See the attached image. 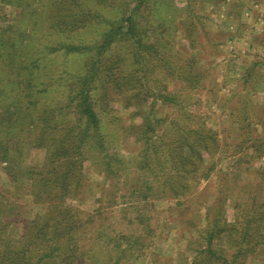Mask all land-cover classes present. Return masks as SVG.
Returning a JSON list of instances; mask_svg holds the SVG:
<instances>
[{
	"label": "rangeland",
	"instance_id": "374dc122",
	"mask_svg": "<svg viewBox=\"0 0 264 264\" xmlns=\"http://www.w3.org/2000/svg\"><path fill=\"white\" fill-rule=\"evenodd\" d=\"M126 1L124 13L141 22L148 43L160 36L161 46H154V50L145 47L147 57L159 67L149 70V78L142 84L145 94L159 98L148 96L141 104L133 100L134 105L126 107L122 96L111 88L106 100L99 103L103 111H109L101 114L112 140L110 150L117 151L123 163L119 174L112 175L103 171L99 161H86L78 191L66 200L83 220L94 215L81 228L87 231L79 242V262H115L121 248L133 247L130 256L139 257L142 264L151 260L152 264H190L198 255L195 249L204 244L206 206L216 212L223 203L228 219L233 220L237 200L253 197L264 202V157L255 158L256 147H251L253 139L264 142V0H147L143 5L139 0ZM118 2L94 0L98 8L115 18L119 8H125L111 5ZM28 20V13L20 6L0 0V28L20 33ZM105 28L103 24L82 29L71 40L93 44ZM129 50L134 52L130 46ZM69 60L71 68H78L85 58ZM60 93L59 89L50 96L43 93L41 100L47 104L52 95ZM141 105L144 116L151 120L168 119L157 129L167 145L179 144L174 141L182 127L196 130L194 140L204 139L203 144L194 141L198 153L180 144L189 160L195 155L187 166L179 164L178 168L188 170L180 174L185 176L183 183L179 182L182 178L165 181L162 175L152 184L149 171L163 172L158 162L143 170L136 167L143 147L134 137L135 129L132 132L128 126L141 121L134 114ZM173 119L178 126L170 124ZM32 144L22 142V154L15 159L25 166L27 174L17 171L16 166L4 169L3 164L0 168V190L21 207L19 213L15 209L5 228L6 240L18 238L24 222L45 213L49 204L36 200L35 186L40 184L32 178L39 177L35 173L44 164L46 153ZM193 167L196 169L190 171ZM178 168L173 167L170 173H177ZM145 173L148 176L143 177ZM143 178L151 186H142ZM179 190L188 195L176 196L174 192ZM142 191L148 195L138 196ZM198 208L200 212L194 213ZM222 244L225 256L231 258L235 247L227 240ZM235 264H264V243L257 252L240 256Z\"/></svg>",
	"mask_w": 264,
	"mask_h": 264
},
{
	"label": "trees",
	"instance_id": "16d2710c",
	"mask_svg": "<svg viewBox=\"0 0 264 264\" xmlns=\"http://www.w3.org/2000/svg\"><path fill=\"white\" fill-rule=\"evenodd\" d=\"M3 1L20 6L28 13L29 20L20 33L9 27L0 28V168L3 164L4 169L16 166L17 171L27 174L29 171L25 166L15 161L22 154L21 143L29 141L33 146L45 149L44 164L35 173L39 177L32 178V181L40 184L35 186L36 200L49 204L45 213L24 222L18 238L6 240L5 228L15 209L19 213L21 207L0 190V264H83L79 262V242L87 228H81L94 215L83 220L66 200L78 191L86 161H99L104 172L119 174L123 162L117 151L110 150L112 140L101 114L103 106L99 107V103L106 100L111 88L122 96L126 107L131 106L133 100L135 104H141L148 96L159 98L157 94H145L142 84L144 78H149L147 72L154 66L159 67L147 57L145 47L161 46L160 36L153 44L148 43L141 22L124 13L128 5L126 0L111 4L125 7L119 8L121 12L116 18L98 8L94 0ZM139 1L140 5L147 3V0ZM103 24L107 28L95 43L71 40L80 30ZM155 51H159L158 47ZM69 57H84L85 60L80 67L71 68ZM57 89L61 92L59 96L52 95L47 104L41 100L43 93L50 96ZM166 99L174 101L173 98ZM103 112L109 113L106 109ZM134 114L141 117V121L131 122L128 128L132 132L135 129L134 137L143 147L136 167L143 170L148 164L158 162L163 165V172L149 171L153 175L152 184L162 175H165V181L182 178L179 182L183 183L185 176L180 174L188 173V170L178 168L179 164L187 166L195 155L189 160L180 144L198 153L195 142L203 144L204 139L194 140L196 130L182 127L174 141L179 144L167 145L164 135L157 134V129L168 119L151 120L144 116L142 105ZM170 124L178 126L176 119ZM251 147H256L255 158L264 157L262 140L253 139ZM173 167L178 168V174L170 173ZM195 169L193 167L190 171ZM145 176L148 174H143ZM141 183L142 186H151L144 178ZM186 192L179 190L174 194L182 197L188 195ZM143 193L138 196L148 195ZM218 207L216 212H211L213 207L206 206L208 224L204 244L200 246L203 248L195 249L198 255L190 264H235L240 256L257 252L264 243V202L253 197L246 201L237 200L233 220L228 219L226 205L222 203ZM193 212L198 214L199 208ZM226 240L235 247L231 258L224 254L222 243ZM132 250L133 247L129 250L121 248L117 261L102 262L126 264L141 261L139 257L130 256Z\"/></svg>",
	"mask_w": 264,
	"mask_h": 264
}]
</instances>
